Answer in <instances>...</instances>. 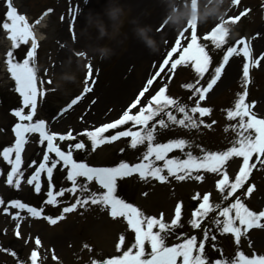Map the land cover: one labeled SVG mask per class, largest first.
<instances>
[{
  "label": "snow or ice",
  "instance_id": "1",
  "mask_svg": "<svg viewBox=\"0 0 264 264\" xmlns=\"http://www.w3.org/2000/svg\"><path fill=\"white\" fill-rule=\"evenodd\" d=\"M239 4L240 0H232L233 6ZM6 7L5 20L0 23V29L9 33L8 39L12 41V47L6 53L5 63L15 81L14 90L21 98L22 106L11 113L19 122L12 128L14 143L0 150V158L10 166L0 172V176H5L4 183L17 191L22 190V186L26 184L36 195L44 192L47 197L44 200L45 206L59 205L58 198L65 197L66 194L73 197V202L64 206L55 217L45 215L43 207H32L19 199H0V211L10 215L13 220H19L21 212L26 211L33 218L56 225L58 221L66 218V214L95 206L112 221H126L134 234V241H128L127 236L121 234L116 247L122 250V255L106 260H93L92 264H207L204 256L206 245L210 241L214 242L217 237L204 227L206 220L213 219L215 230L221 234H230L237 245L250 229L264 228V210H251L242 199L253 191L254 185L249 184L253 170L264 171V118L257 117L251 111L253 105L246 99L251 82L250 70L264 62V56L253 57L245 38L232 40L230 27L237 24L251 9H245L236 16H221L219 23L203 36L198 32L197 23L188 24L170 45L164 58L153 65L154 72L151 77L121 115L114 121L78 134L88 138L92 151L102 144H111L120 139H126L132 149L140 146L145 149L139 163L120 162L114 167H94L73 158V150H84L85 142L70 143L69 150H63L57 141H76V137L71 132L50 133L47 122L38 118L40 101L51 90L40 85L50 84L51 81L37 77L34 62L38 45L34 40L31 48L24 50L23 63L13 62L15 50L21 43L27 42L31 33L25 17L18 14L12 0H6ZM72 35L75 40L74 30ZM241 54L242 90L236 94L233 106L225 110L226 119L234 122L225 128V131L234 134L230 141L231 146L221 151H209L186 137L167 136L173 129L193 132L201 127L211 128L212 125L202 118L210 115L212 109L204 106L202 102L225 74L231 58ZM76 55L87 58L86 52H77ZM85 67L87 71L82 92L60 109V114L71 109L84 94L92 91L90 84L95 83L92 80L93 66L89 63ZM180 67L190 68L194 73L191 82L181 85L187 91V99L191 104L168 94L169 83ZM157 83L160 86L153 90ZM110 130L117 131L105 135ZM26 134H38V143L42 146V159L27 166L32 169L28 175H25L22 159L24 146L28 142ZM161 137H165V140L161 141ZM193 148H198L201 154H194L190 150ZM174 151L184 153L186 158H170L169 153ZM234 159L239 160V167L234 176H230L227 164ZM156 161L162 163L158 165ZM57 170L65 173L66 185L60 189L56 188L54 182V171ZM201 172L212 173L217 177L215 188L220 193L221 200L227 204L222 206L220 203H213L211 193H196L192 199L197 201V206L188 223L192 229L200 230L202 236L199 239L195 235L182 237V242L171 247L165 244V234L183 227L182 202L176 203L173 217L170 222H166L162 213L159 217L144 216L140 209L116 195L118 181L125 178L137 177L145 183L150 179L166 183L169 182V177L178 181L191 178L202 182ZM143 195L147 196L148 193ZM13 209L16 211H11ZM20 228V223H16L14 234L22 239ZM34 243L35 247L26 261L19 260L14 250L0 247V253L15 258L16 264H40L39 249L42 242L36 237ZM146 243L151 245L150 253L146 251ZM84 248L91 251L87 244ZM52 259H58L54 250ZM215 264H264V256L253 255L249 258L242 251H238L231 261L217 259Z\"/></svg>",
  "mask_w": 264,
  "mask_h": 264
},
{
  "label": "rangeland",
  "instance_id": "2",
  "mask_svg": "<svg viewBox=\"0 0 264 264\" xmlns=\"http://www.w3.org/2000/svg\"><path fill=\"white\" fill-rule=\"evenodd\" d=\"M36 0H33L35 2ZM39 1V0H38ZM49 5L46 7H49L52 10L51 15L48 19L42 24L43 28L40 31V36L44 39V43L41 45V48L38 52V56L35 58L34 67L37 73V77L39 79H42L44 81H51L50 84H41L40 86L42 88H48L51 89L47 92L46 98L43 99L39 111V116H44L43 118L50 122L52 126L53 120L56 118V112L65 105L69 99L72 97L79 95L84 87L83 79L85 77V71L87 70L84 67V60L81 59V57H77L76 53L81 51H87L91 56L94 57V61L92 64L94 70H98L99 68V75H98V84H96L97 87H101L102 84H106V79L109 77H105L107 75V72L111 69V66L107 64L106 58L103 60L102 54H107L106 50H109L110 43L109 40H103L101 42H93L95 44H99L97 47L90 46V42L86 45L81 43H74L68 45L66 49L62 47H58L56 45V42L59 44H62L63 42L68 40V33L66 30V26L61 25L66 22L68 25V14L72 10L71 5L75 0H48ZM89 3V7L87 10H84V13L82 17L86 14L88 10L96 3L97 0H87ZM159 1V0H157ZM170 2L167 3L166 7L164 8V11L160 16L157 18H152L148 23L147 27L150 29V33H152V30H154L157 25L168 15V12L170 10V6L174 0H169ZM229 0H222V2L216 4V9L221 7V14L223 11H225V8L229 6L228 3ZM17 4L22 8V10H25L28 12V14L31 15V17H34L35 14H37L39 11V6H35L33 2H30L28 0H16ZM45 0H43L41 3H44ZM257 3V0H250V1H244L242 4L239 5V7L236 10H239L243 7H254L253 4ZM38 4V3H36ZM202 5H207L208 0H202ZM28 6L32 9L34 12L33 14L28 9ZM45 8V7H44ZM203 10V9H202ZM218 10V9H217ZM262 11V9H260ZM235 11V10H234ZM218 13V11H217ZM66 15V20L62 19V16ZM81 17V18H82ZM80 18V19H81ZM129 17L125 15H120L117 19L116 24L113 27L112 33L115 32H123L128 28ZM217 18H214L211 22L215 21ZM261 19H264L263 17L258 16V11L252 15V17H249V23L247 25V31L249 29V34L253 35L258 30L259 27H261V31L264 32V27H262ZM5 15L4 12L1 9L0 6V23L4 22ZM128 21V23H127ZM210 22V23H211ZM78 25V24H77ZM210 27V24H206L205 28L203 29L204 32ZM70 29H72L71 26H69ZM175 32H173L171 37H173ZM3 32L0 30V43H1V36L3 37ZM264 36V34H263ZM164 38L160 37L157 41L158 47L157 50H159L160 45L162 43V40ZM70 43V42H69ZM264 45V42L262 46ZM6 44L2 43L0 45V150L2 147H6L11 144V137H10V126L14 122V119L12 117V111L19 106L20 99L15 93L14 87L15 84L13 82V79L9 75V73L4 72L7 70V64L6 61V53L9 51L6 49ZM162 46V45H161ZM261 46V47H262ZM123 47L121 49V52L119 55L123 54L124 52ZM25 46H19L18 49L14 52L13 56V62L15 63H23L24 56V50ZM6 52V53H5ZM97 53V54H96ZM101 53V54H98ZM90 57V56H89ZM155 60L158 61L159 57L154 56ZM20 58V59H18ZM152 55L149 53L147 57H145L144 62H150V59H152ZM101 59V61H99ZM120 58L118 57L117 60ZM116 60V61H117ZM65 61H70V68L67 69L64 67ZM89 64V63H88ZM113 66V65H112ZM125 68V72L128 69V67L132 68L130 74L131 75L130 81H136L135 86H133V89L130 93V97H127L126 102L134 95L136 90L140 87L143 79L145 78V75L140 74V68L138 69V63L128 61L123 66ZM252 73L257 74L259 77H264V65L260 68H256L252 70ZM191 75V76H189ZM141 76V77H140ZM194 76V73L190 68H184L180 67L179 71H177L176 76L173 78L174 84L177 85V89L181 90V85L184 83H188L192 81V78ZM187 77L189 79L187 80ZM106 78V79H105ZM187 80V81H186ZM242 80L239 79L237 83H231L228 86L224 87V81L225 79L220 83V85L215 89V91L208 97V100L203 103L204 106L210 107L212 109V112L210 116L204 117V121L208 124L212 125V122L215 121L216 123L214 126H211V128H204L201 127L207 131H211L207 135L205 133H197L196 130L192 132V139L191 142H193L196 145H201L205 149L209 151H221L226 149L227 147L231 146L230 141L233 138V134L231 132L225 131V128L229 123V121L226 119V111L227 109H230L233 106L234 100L236 98V94L239 91V89L236 88V85L240 83ZM91 86V84H90ZM91 95H87V101L92 98H98L99 97V91L98 88H96ZM241 86V84H239ZM98 91V92H97ZM256 101L264 100V79L261 81L260 89L255 93V96H253ZM99 99H93V101H98ZM102 101L99 100L98 103H101ZM188 104H191V101L187 102ZM124 104V105H125ZM111 104L104 103L100 105L97 109V114L101 116L102 113H105L109 108L111 107ZM83 105L80 108H74L71 112H69V116H72L71 119H73L72 124H74V119L76 120L77 116H81V110L83 109ZM260 107H263L260 109V113L264 116V102L263 106L260 104ZM117 116V112L115 111L114 114H112L111 117L101 119L97 123H101L100 125H103L104 123H107L114 119ZM104 122V123H103ZM67 127V126H66ZM53 127L54 130H57L59 132H63L64 134L69 131L68 127ZM98 127V126H97ZM81 130L86 129L85 126L83 127L81 124L79 126V129ZM52 129V130H53ZM223 131L224 134L217 133L215 131ZM107 134V133H106ZM105 134V135H106ZM168 136V135H167ZM175 136L173 132H169V137ZM180 136L184 135L181 133ZM86 137V136H83ZM87 138V137H86ZM165 137H161V141H164ZM77 141H81V136L77 134ZM73 142V141H72ZM68 140H65L63 145H69L72 143ZM28 154L34 157L37 155L38 152L41 151L40 145L37 143L35 139L31 140L30 145L28 147ZM194 152V154L200 155L198 148L190 149ZM97 151V150H96ZM145 149L143 146H140L138 149H132L129 147V144L127 140L116 143L110 144V154L111 156L106 158L105 163L107 167H114L118 165L120 162H127V163H139L141 161V157L143 155V152ZM99 153V152H98ZM169 157L173 159H184L186 158L184 156V153H181L179 151H174L172 153H169ZM25 162H27V156L25 159ZM86 162L90 163L91 165H95L97 162L86 160ZM156 164H161L162 162L156 161ZM26 165V164H25ZM239 167V160L234 159L228 162L227 164V171L230 176H234V174L238 171ZM207 173V172H206ZM209 174V173H208ZM212 174V173H211ZM170 178V177H169ZM168 178V179H169ZM214 179L216 181L217 177L214 176ZM260 182L255 185L256 187L253 188V191L249 194H246L243 198V202L246 204L247 207H249L251 210L255 211H261L264 206V174L262 177L259 178ZM122 181V180H121ZM120 183L118 182L117 185V192L116 195L119 198H126L127 203H133L135 202L136 206H139L141 208V212L144 216H150V217H157V214H163V217L165 213H170L171 216L165 215V219L171 220L173 217L172 213H174V208L176 203L182 202L183 203V215H182V221L183 224H186L189 228L190 225L185 220H190L192 211L197 206V201L193 200L192 197L197 193V189H192L189 185H183L179 184L175 188L174 193L172 195H168L169 203L165 201V199H159L155 203L161 204L163 207L153 206L151 205L153 203V200L155 197L159 196V194H156L155 196H152L154 193V190L149 188L150 185L153 186V182L151 179L145 183L140 181L138 178H131L127 179L126 181H122ZM215 186V184H214ZM7 189H3L1 183H0V193H2L3 200H7L8 197L15 196L14 191L11 189L10 195L7 197ZM193 190V191H192ZM198 193L204 192V190H199ZM147 192L148 195L145 196L143 193ZM207 192V191H205ZM161 197H163L164 194H160ZM175 195V196H174ZM22 198L26 199V196H22ZM43 196L39 198V200H43ZM125 201V199H123ZM211 201L213 203H221V197L220 193L213 187V193L211 195ZM69 201H66L64 206L68 205ZM173 210V212H172ZM78 210L75 212L74 220H72L69 224L68 222L60 226V231L56 230L54 233L58 232L56 236H60L59 240L60 242L56 244L54 241H52V246L55 248V251L59 254V252L65 256H70L69 250L67 249V242L71 240V245H74L72 256L70 259H67V263L64 264H73L74 261H79L81 264H92L93 260H99V259H108V258H115L122 255V250H118L116 247L117 241L119 239V236L121 234H125L128 238V241H134V234L131 232V230L128 228L126 221L120 220L119 222L112 221L110 217L107 216L106 213H103L96 209L95 206L89 207L87 209H81V213L78 214ZM58 211L50 212L49 216H58ZM166 222H170L167 221ZM45 225L49 226L50 229L55 228L56 226H51L48 224L47 221L42 222ZM44 224L39 225H30L27 226V223L23 226V233L26 234V239L23 240H12L14 239L11 235L12 226L5 225L0 223V247L7 248L10 250H14L16 253L22 252L23 258L19 259L22 261L27 260V256L31 253L30 250V244L33 246L32 241L30 240L32 237L29 235H32L36 231L38 233H35L39 235L40 239L45 242V247L50 242V236L47 229V226ZM68 224V225H67ZM10 226V227H9ZM8 227V228H7ZM30 227V228H29ZM185 225L180 228H176V232L165 234V244L167 246H174L177 243H180L179 241L182 239V237H185L187 233L193 229L190 228V230L184 229ZM39 229V230H38ZM42 229V230H41ZM6 230V232H5ZM62 230V231H61ZM154 231H158V229H154ZM52 233V234H54ZM258 233V232H257ZM35 237H38L36 235H33ZM264 231H260L259 237L262 240L260 243V247L262 249H257V253L261 256H264ZM229 235L224 234V241L228 240ZM29 241L28 243H25V241ZM87 244L91 251L84 248V245ZM130 246V244H129ZM146 251L148 253L151 252V245L146 243L145 245ZM30 250V251H29ZM18 251V252H17ZM42 252V251H41ZM206 252V251H205ZM52 253L48 254L47 257L44 259L47 261L45 264H55L52 262L51 259ZM45 256V251H44ZM0 264H16L15 258H13L10 255H7L5 253H0ZM30 264V262H29ZM42 264V263H40Z\"/></svg>",
  "mask_w": 264,
  "mask_h": 264
},
{
  "label": "bare ground",
  "instance_id": "3",
  "mask_svg": "<svg viewBox=\"0 0 264 264\" xmlns=\"http://www.w3.org/2000/svg\"><path fill=\"white\" fill-rule=\"evenodd\" d=\"M166 5V3L161 4L160 0H97L88 10L87 15L85 14L79 21L76 19V23L78 24H76L75 27L77 43L83 42L86 45L90 42L89 45L94 47H97L99 44L97 45L93 42L109 40L110 43L109 50H106L107 54H103L102 57L103 60L106 58L107 64L111 66V69L105 76L106 78L109 77L107 79L105 78L107 80L106 84L101 83V87L96 86L98 81L95 84L99 91L98 99L102 102L98 103V100L93 105L92 111L90 109L88 112H85V124L88 122L93 124L96 122L95 120H99L94 114L95 111L97 112V109H99L98 107L104 103L111 104L116 111L124 107V103L127 97H130L129 95L137 81L129 80L131 75L127 76L128 72L127 70L125 72V68L123 67L126 62H137L138 69L140 68V74L146 75L149 72L150 63L142 67V61L146 57V54L148 52H153V54H155V46H157L156 42L158 39L161 36L167 37L172 31V27H176L181 22L183 14L185 13L183 6H181L179 2L178 15L174 16L172 27H168V23L161 34L157 35L154 31L150 33L147 23L152 18L155 19L160 16ZM88 7L87 5L85 9L87 10ZM120 15L129 17L128 28L123 32L112 33L113 27ZM81 16L82 14L80 17ZM244 28L243 21H241L236 25L235 32L244 34ZM149 40L153 41L151 46L147 43ZM123 47H125L124 52L119 55ZM118 57L120 58L119 60H117ZM64 67L69 69L70 61H65ZM237 71L236 64L233 65L232 68H227V75L225 74V77H223L225 78V86L233 82L235 78L239 76ZM59 123H62V121ZM156 200L159 199L155 197L153 202ZM58 232L52 234L50 238L56 244L60 242V236H56Z\"/></svg>",
  "mask_w": 264,
  "mask_h": 264
},
{
  "label": "clouds",
  "instance_id": "4",
  "mask_svg": "<svg viewBox=\"0 0 264 264\" xmlns=\"http://www.w3.org/2000/svg\"><path fill=\"white\" fill-rule=\"evenodd\" d=\"M197 2H198V0H197ZM216 2H217V3H220V2H222V0H216ZM208 3H209V4H212V3H213V0H208ZM198 21H199V17H198L197 22H198ZM147 43H148L149 46H151V45L153 44V41H152V40H149Z\"/></svg>",
  "mask_w": 264,
  "mask_h": 264
}]
</instances>
